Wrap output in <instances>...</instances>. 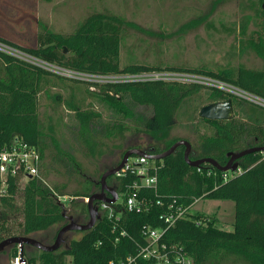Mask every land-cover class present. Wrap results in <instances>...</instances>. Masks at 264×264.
<instances>
[{
    "label": "trees",
    "instance_id": "trees-1",
    "mask_svg": "<svg viewBox=\"0 0 264 264\" xmlns=\"http://www.w3.org/2000/svg\"><path fill=\"white\" fill-rule=\"evenodd\" d=\"M261 1L252 7L264 17ZM249 21L250 16L245 15L240 26V49L250 50L259 57L263 62L260 69L242 64L216 71L134 61L122 64V26L140 27L119 15L105 12L88 15L68 34L43 28L36 34L35 46H23L2 36L0 44L37 61L82 74L116 76L150 71L188 72L220 80L264 99V30L247 34ZM59 85L70 88L64 104L73 113L75 137L89 155H101L104 138L123 137L127 131H143L163 144H154V151L143 148L146 151H163L182 139L169 136L171 123L180 113L204 124V131L197 135L195 144L191 143L190 159L211 157L222 165L227 160L228 151L264 144V107L220 88L196 82L95 81L69 77L0 49V149L12 136L18 135L36 146L41 158L39 176L28 179L21 190L11 183L7 186L6 196L0 193V241L45 230L54 224H59L57 232L76 210L79 215L75 213L74 220L81 222L82 215L87 214V205L79 197L89 196L100 189L98 181L86 178L71 192L66 191L67 183L52 184L46 180L47 165L50 164L45 163L44 158L49 148L54 149V156L65 166L78 172L81 170L74 154L60 144L53 125L48 124L47 131L39 118V93ZM202 89L209 101L231 99L240 116L234 112L229 119L201 117L200 108L193 103L200 97ZM51 96L59 101V93ZM87 98L90 99L88 102ZM95 102L110 111L113 118L104 120L102 112L94 107ZM136 106L150 107L152 115L136 111ZM183 149L184 146L180 145L163 159L150 160L155 166L156 186L139 191L140 196L145 195L150 201L147 210L131 213L121 209L118 220L102 213L93 227L81 231L79 238L71 239L62 249L39 250L36 256L26 253L30 245L24 246L23 254L28 264H108L109 260L123 259L134 254L138 245L143 243L140 234L143 225H161L163 212L175 214L178 209L184 211L167 228L163 241L181 246L193 258L194 264H264V151L243 155L239 158L238 169L229 173L209 163L190 166L184 159ZM134 178L136 175L127 173L107 179L115 182L116 191L121 194ZM65 194L72 198L66 203L59 202L57 195ZM15 195L20 197L21 207L20 220L14 227L9 215L14 211L12 200ZM124 198L125 195L120 197L118 209ZM198 198L232 200V230L218 227L213 215L190 213V205ZM16 252L17 247L11 246L10 256Z\"/></svg>",
    "mask_w": 264,
    "mask_h": 264
},
{
    "label": "rangeland",
    "instance_id": "rangeland-1",
    "mask_svg": "<svg viewBox=\"0 0 264 264\" xmlns=\"http://www.w3.org/2000/svg\"><path fill=\"white\" fill-rule=\"evenodd\" d=\"M254 3L257 5L258 0H0V36L23 46H35L36 34L43 28L68 34L88 15L105 12L119 15L140 27L122 26L120 32L122 64L134 61L204 67L214 71L220 68H235L242 64L248 68L260 69L263 65L262 60L252 51L240 49V26L245 15L250 16L247 34L264 30V17L252 7ZM0 48L21 58L36 61L2 44ZM39 63L58 73L82 76L88 80L112 81L120 78L85 76L43 62ZM229 89L235 91L234 95L244 96L248 100L256 98L231 86ZM69 90V87L59 85L50 88L48 92L42 91L38 96V113L44 129L48 131L45 127L48 124L53 125L60 144L74 154L81 167L78 172L72 167L65 166L54 156V149L49 148L44 158V162L50 164L47 165L49 171L46 175L49 183H67L66 191L71 192L80 186L84 178L98 181L105 169L115 166L120 161L127 148L138 146L143 149L154 144L163 146L162 142L143 131H127L123 137L104 138L101 155H89L75 137L73 113L64 104ZM55 93L60 94V97H57L58 102L51 96ZM89 100L87 98L86 102ZM258 101L264 102L260 99ZM208 102L210 101L202 89L200 97L193 105L200 108ZM185 106L189 107L187 104ZM94 107L102 112L104 120L113 118L110 111L101 104L95 102ZM233 108L236 116H240L236 108ZM135 110L146 116L152 115L150 107L136 106ZM188 116L180 113L174 117L169 136H178L195 144L197 135L204 131V124L197 119L190 120ZM110 185L114 187L115 182L111 181ZM13 199L14 211H11L9 216L15 227L16 222L20 220L21 200L18 195ZM189 212L213 215L216 217L218 227L225 230L233 228L232 200L198 198L190 205ZM71 213L74 217L78 212L76 210L75 213ZM87 220L88 214H83L80 221ZM58 226L59 224L51 225L29 236L51 243ZM81 234V231L77 230L67 231L58 249L66 247L71 239H77ZM11 246L13 245L4 249V251L8 249V254H0V264H9ZM31 247L25 250L26 253L37 256L40 249Z\"/></svg>",
    "mask_w": 264,
    "mask_h": 264
},
{
    "label": "built area",
    "instance_id": "built-area-1",
    "mask_svg": "<svg viewBox=\"0 0 264 264\" xmlns=\"http://www.w3.org/2000/svg\"><path fill=\"white\" fill-rule=\"evenodd\" d=\"M36 61H32V62H36ZM39 62L36 63L41 64ZM51 70L54 71L53 69ZM70 72H74V71H70ZM74 73H78V72H74ZM60 74L69 77L83 78L88 80V78L82 76H73V75L71 76L65 73H60ZM78 74H82V73H78ZM82 75L100 76V75H89V74H82ZM116 76L120 77L117 78L116 80H167V81H180V82H196L200 84L202 83V85H204L203 83H205L206 86L217 87L232 94L233 91L229 89L230 86L234 89H238L220 80L208 76L188 73V72L150 71V72H142L132 75H116ZM102 77H115V76H102ZM259 99L256 97V98H252L251 100L264 107V102L258 101ZM260 100L264 101L263 99ZM40 164H41V158L37 147L34 146L33 144L26 142L18 135L12 136L9 143L0 149L1 195L3 196L7 195L6 189L9 184L13 183L18 190H21L26 184L28 179L39 176ZM150 170L152 171L150 172ZM127 173H132L136 175V178H134L132 181H130L125 185V189H124L125 191L124 190L121 191V194L118 191H116L117 199L115 201H110V202L98 201L97 209L100 216L103 213L109 218L114 217L115 220H118L121 214V209H124L125 211L131 213H139L149 208L150 205L149 199L145 195L140 196L139 191L143 188H155L157 182L155 166L153 165L152 162H150L149 159H147L144 156L132 155L127 158L123 167L119 171H117L114 175L120 177L126 175ZM114 189L116 190L115 186ZM122 195H125V198L122 203V206H120L121 208L118 209L117 207L119 202L121 201L120 197ZM71 198L72 196L67 194L57 195V200L62 203H65V201H68ZM80 198L84 202H86L88 199L87 196H80ZM157 203H159V201H157ZM183 211H184L183 209H178L175 212V214L173 213L167 214V212H163L160 215V218L162 219L163 222L161 225L155 227H152L150 225H143L140 229V234L143 238V243L138 245L136 252L132 255H127L125 258L119 259L117 261L109 260L108 264H194L193 258L181 246L174 243L167 244V242L163 241V235L166 232L167 228L172 224L175 218L179 217L182 214ZM121 234H124V231H121ZM9 264H28V261L25 256L23 259L20 258L17 248V252L13 257H11Z\"/></svg>",
    "mask_w": 264,
    "mask_h": 264
},
{
    "label": "water",
    "instance_id": "water-1",
    "mask_svg": "<svg viewBox=\"0 0 264 264\" xmlns=\"http://www.w3.org/2000/svg\"><path fill=\"white\" fill-rule=\"evenodd\" d=\"M261 6L264 9V0L261 3ZM66 51L67 49L64 48V52ZM250 95L255 96L253 94H250ZM255 97L260 98L258 96H255ZM198 113L201 117L210 118V119H229L233 115L232 101L231 99H227L223 101H215V102L205 104L200 107ZM180 145L184 146L183 156H184L185 161L190 166L197 167L201 165L202 163H209L221 171H232V172L238 169V163L233 162L235 159H238L242 157L243 155L250 153V152H254V151L263 152L264 151V145L247 147V148H243L238 151H229L227 152L229 159L227 160L225 164L221 165L215 159L211 157H201V158H196V159H190L189 152L191 149V143L186 139H178L172 145H170L167 149L160 151V152H148L145 149L138 148V147L127 148L123 152L120 161L115 166L105 169L100 175V178L98 180L100 184L99 191L93 192L89 196H87L88 199L85 203L87 205L88 220L86 222H77L73 219L72 216H68L67 217L68 222L62 225L57 230L55 237L51 243H44L29 235L7 237L0 241V252H2L6 247L10 245H15L18 248V254L20 258L23 259L24 258L23 248L25 245L33 246L42 251L57 250L60 247L61 243L63 242V236L67 231H71V230L84 231V230H88L91 227H93L95 222L100 217V214L97 209V205L95 204L96 201L110 202V201H115L117 199L116 190L114 189V187L106 185V179L107 177L113 176L117 171H119L123 167L124 163L126 162L129 156L138 155V156H144L149 160H159V159H163L165 156L172 153ZM105 192H107L109 196L108 195L105 196L104 194Z\"/></svg>",
    "mask_w": 264,
    "mask_h": 264
},
{
    "label": "flooded vegetation",
    "instance_id": "flooded-vegetation-1",
    "mask_svg": "<svg viewBox=\"0 0 264 264\" xmlns=\"http://www.w3.org/2000/svg\"><path fill=\"white\" fill-rule=\"evenodd\" d=\"M262 2H263V0L261 1V3H262ZM263 29H264V27H263ZM228 99H229V98H228ZM225 100H227V99H225ZM215 101H223V100H213V101H210V102H208V103L215 102ZM231 101H232V100H231ZM208 103H207V104H208ZM232 105H233V102H232ZM233 107H234V106H233ZM233 115H234V108H233ZM233 115H232V116H233ZM232 116H231V117H232ZM263 145H264V144H263ZM258 146H261V145H258ZM145 149H149V150H151V151H154V146H153V145H149V146L145 147ZM240 150H241V149H240ZM230 151H238V150H230ZM228 152H229V151H228ZM226 155H227V153H226ZM228 159H229V156L227 155V160H228ZM227 160H226V162H227ZM226 162H225V163H226ZM233 162H237V163L239 164V158H238V159H235ZM233 162H232V163H233ZM225 163H224V164H225ZM107 178H108V177H107ZM111 181H112V180H108V179H106V185H107V186H111V185H110ZM114 186H115V185H114ZM104 194H105V196L108 195L107 192H105ZM96 202H98V201H96ZM25 246H28V245H25ZM28 248H31V247H28ZM0 254H1V255H6V254H8V249H6L5 251L3 250L2 252H0Z\"/></svg>",
    "mask_w": 264,
    "mask_h": 264
},
{
    "label": "bare ground",
    "instance_id": "bare-ground-1",
    "mask_svg": "<svg viewBox=\"0 0 264 264\" xmlns=\"http://www.w3.org/2000/svg\"><path fill=\"white\" fill-rule=\"evenodd\" d=\"M234 91V90H233ZM235 92V91H234Z\"/></svg>",
    "mask_w": 264,
    "mask_h": 264
}]
</instances>
